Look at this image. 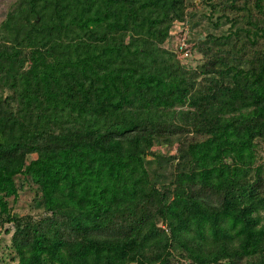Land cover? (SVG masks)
I'll use <instances>...</instances> for the list:
<instances>
[{"label":"trees","instance_id":"16d2710c","mask_svg":"<svg viewBox=\"0 0 264 264\" xmlns=\"http://www.w3.org/2000/svg\"><path fill=\"white\" fill-rule=\"evenodd\" d=\"M199 2L10 5L0 264H264V0Z\"/></svg>","mask_w":264,"mask_h":264},{"label":"rangeland","instance_id":"374dc122","mask_svg":"<svg viewBox=\"0 0 264 264\" xmlns=\"http://www.w3.org/2000/svg\"><path fill=\"white\" fill-rule=\"evenodd\" d=\"M15 0H0V22L2 21V19L5 17V14L7 12V10L9 9L10 5L14 2ZM194 5L200 6V2L199 0H194ZM190 27V26H189ZM198 29H190L189 33H188V37L192 38V40L194 38H197V34H199L200 32H204L203 28L200 27L201 31H198ZM199 32V33H198ZM199 56L197 54H192L191 57L188 58L187 63L194 65L197 61H198ZM162 151H165L166 148L162 147L161 149ZM32 200V192L30 191H22L20 193V196L18 198V201L16 202L15 207V211L23 214V213H27L30 211V202ZM9 242V235L7 234H0V247L4 246L5 244H7Z\"/></svg>","mask_w":264,"mask_h":264}]
</instances>
